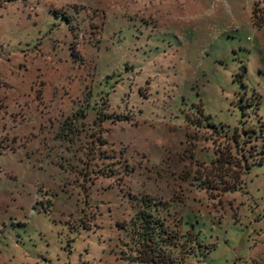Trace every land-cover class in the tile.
<instances>
[{"label":"rangeland","instance_id":"rangeland-1","mask_svg":"<svg viewBox=\"0 0 264 264\" xmlns=\"http://www.w3.org/2000/svg\"><path fill=\"white\" fill-rule=\"evenodd\" d=\"M141 211L264 264V0H0V264H139Z\"/></svg>","mask_w":264,"mask_h":264},{"label":"trees","instance_id":"trees-1","mask_svg":"<svg viewBox=\"0 0 264 264\" xmlns=\"http://www.w3.org/2000/svg\"><path fill=\"white\" fill-rule=\"evenodd\" d=\"M246 169L250 166L246 164ZM133 242L138 247L135 262L139 264H184L183 258L175 257L158 235L165 233L164 221L151 212L141 211L132 220Z\"/></svg>","mask_w":264,"mask_h":264}]
</instances>
